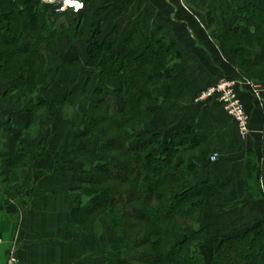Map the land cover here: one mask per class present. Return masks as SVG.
I'll list each match as a JSON object with an SVG mask.
<instances>
[{"label": "crops", "instance_id": "obj_1", "mask_svg": "<svg viewBox=\"0 0 264 264\" xmlns=\"http://www.w3.org/2000/svg\"><path fill=\"white\" fill-rule=\"evenodd\" d=\"M84 3L74 44L62 37L57 40L59 57L69 68H74L68 63L72 60L86 64L87 44L103 40L112 32L116 55L140 54L150 39L170 43L179 54V58L169 61L166 78L154 93L158 107L148 129L167 139L177 128L189 127L188 135L176 138L177 142L186 140L180 146L179 160L195 162L199 167L196 183L212 187L198 224L203 230L204 249L212 248L216 237L243 235L264 221V86L260 84V101L253 98L248 87L241 86L237 91L250 117V132L245 139L214 99L197 100L220 79H243L232 60L214 44L212 35L228 37L241 20L238 10L246 3L264 9V0ZM10 6L11 0H0L1 13L9 12ZM91 77L82 78V87L91 91L86 109L80 114L74 109L79 99L72 100L68 94L61 100L26 102L20 88L22 80L3 83L0 163L12 160L20 145L28 166L10 192L0 186V264H6L12 252L20 264H94L91 252L85 253L84 260L76 258V262V245L81 248V239L85 238L69 220L77 206L72 190L80 181L88 180L84 168L97 162L98 144L94 143L88 152L81 139L96 85ZM106 86L118 89L119 83L108 79ZM33 103L43 104L30 112ZM45 113L49 117L42 118ZM50 120L53 129L46 133L44 127L51 124ZM40 123L43 129H34ZM83 154L87 156L84 160L91 159L89 165L81 163ZM213 155L218 157L216 163L209 160Z\"/></svg>", "mask_w": 264, "mask_h": 264}, {"label": "trees", "instance_id": "obj_2", "mask_svg": "<svg viewBox=\"0 0 264 264\" xmlns=\"http://www.w3.org/2000/svg\"><path fill=\"white\" fill-rule=\"evenodd\" d=\"M54 7L11 0L10 11L0 12V75L8 82L22 80L26 96L51 84L48 68L57 40L73 45L79 35L85 7L77 14L55 13ZM238 14L241 20L228 37L212 35L214 44L243 78L264 86V9L246 3ZM114 34L87 44L86 64L68 62L95 70L81 139L98 144L97 162L83 170L88 180L72 190L82 198L72 210L71 225L94 235L99 221H108L113 243L104 264H264V221L243 235L216 237L208 257L201 253L198 224L212 187L196 183L195 162L179 160L186 140L176 138L188 135L189 127L177 128L167 139L148 129L158 107L154 93L179 54L170 43L150 39L140 54L116 55ZM108 79L117 80L119 88L108 89ZM42 104L33 103L30 112ZM27 166L19 145L12 160L0 163L1 188L10 192Z\"/></svg>", "mask_w": 264, "mask_h": 264}, {"label": "rangeland", "instance_id": "obj_3", "mask_svg": "<svg viewBox=\"0 0 264 264\" xmlns=\"http://www.w3.org/2000/svg\"><path fill=\"white\" fill-rule=\"evenodd\" d=\"M40 1L42 3H47L43 0H40ZM53 2H54V0L48 2L47 4L54 5ZM55 5H57V4H55ZM61 22L66 23L64 18L61 19ZM50 63L51 64L49 65V68H48L49 71L48 72H49V76L51 79V84L49 86L41 88V90L33 97L25 95L27 98V100H25V101L26 102L31 101V100L34 101L35 99H38V100L40 99V100H44V101L46 99L61 100L62 95L68 94V95H70L69 97L72 100H78L79 99L78 108L74 107V109H76V112L78 114H80L83 110L85 111V109H86L85 103L89 99V94H90L91 90L89 91L88 89L86 90L84 88V86L82 87L83 82H84V80L82 78L85 76L86 77L92 76L91 78L96 81L95 70L93 68L87 69V68H85V66L83 67L84 70H82L83 69L82 66L69 68L64 63H62L61 57H59L58 48H56V57L55 56L52 57ZM85 71L87 73H83ZM4 81H5L4 78L0 75V92H1L0 96L4 92V84H3ZM19 81H21V80H18L17 82L19 83ZM21 86H22V84H21ZM21 86H20L21 92L23 94H25L23 91V88ZM95 86L96 85H94V87L93 86L92 87L95 89ZM91 98H92V96H91ZM41 117L47 118V117H49V114L48 113H45L44 115L41 114ZM50 122H51V124H48V125H46V127H44L45 131H47L46 133H48V129H53L52 120H50ZM40 125H41V123L38 125V127H34V129H36V128L43 129L42 127H40ZM31 132L32 131H29V133H31ZM94 143L97 144V140H94L91 142L83 141V146H85L87 151H88L89 148H91V146L94 145ZM85 157H87L86 154H83L81 163L84 162L85 164L83 163V165H89V162L91 161V159H89V157H88V159H86L87 160L86 161V160H84ZM96 158H98V156H96ZM92 159H93V157H92ZM17 182H20V179H18ZM16 183L11 184V186H13ZM6 188H8V187H6ZM83 192L85 194H87V191L85 189ZM73 195L77 199L75 201L76 203H77V201L81 200V198H82L81 193L75 192ZM71 214H72V211L70 213L69 220H70ZM99 224H100V228H99L98 232L94 235L85 234L82 231H80L78 228H74L72 226L74 230L83 234V238H85V240L81 239V242H80L81 246H82L81 248L76 245L77 250L75 253V255H76L75 259L81 257L84 260L86 257L85 253L91 252L92 256H90V257H92V258L94 257V260H93L94 262H92V263H94V264H104L105 263L106 253H107L108 247L113 243V233H112V231L109 227L108 221L106 219H104V218L101 219L99 221ZM208 252H210V249H202L201 253H203L205 255V257L207 258L209 255ZM77 261L78 260L76 259V262Z\"/></svg>", "mask_w": 264, "mask_h": 264}, {"label": "built area", "instance_id": "obj_4", "mask_svg": "<svg viewBox=\"0 0 264 264\" xmlns=\"http://www.w3.org/2000/svg\"><path fill=\"white\" fill-rule=\"evenodd\" d=\"M50 2L52 0H43ZM60 4L54 5L55 13H64L67 10H72L73 13L77 14L83 10L82 0H59ZM182 1V0H180ZM241 86L248 87L251 91L253 98L261 100L262 88L260 84L252 81H247L243 78L242 80H233L223 78L217 83L206 89L197 100H212L214 99L220 106L223 113H225L233 122L234 126L242 139H245L249 130L250 117L246 113L244 106L238 98L237 91ZM211 163H216L218 160L217 155H213L210 159ZM6 264H20L14 252L10 253Z\"/></svg>", "mask_w": 264, "mask_h": 264}, {"label": "water", "instance_id": "obj_5", "mask_svg": "<svg viewBox=\"0 0 264 264\" xmlns=\"http://www.w3.org/2000/svg\"><path fill=\"white\" fill-rule=\"evenodd\" d=\"M53 3H54V5H55V4H60V1H59V0H54Z\"/></svg>", "mask_w": 264, "mask_h": 264}]
</instances>
